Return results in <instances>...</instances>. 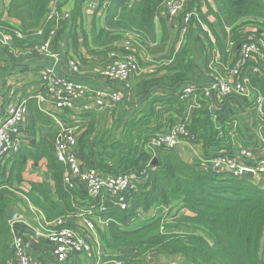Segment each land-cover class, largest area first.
<instances>
[{
  "label": "trees",
  "instance_id": "obj_1",
  "mask_svg": "<svg viewBox=\"0 0 264 264\" xmlns=\"http://www.w3.org/2000/svg\"><path fill=\"white\" fill-rule=\"evenodd\" d=\"M52 1L0 0V29L14 36V47L31 48L48 38L50 23L45 20ZM86 1L74 0L73 17L62 21L55 44L67 34L78 52L80 27L84 33L83 46L90 54L103 55L106 64L113 61V51L118 56L125 53L118 42L128 35L136 38L139 50L159 56L155 59L158 70L155 76L148 75L127 93L128 98H140L138 101L143 102L130 110L121 130L116 133L117 126L111 132L103 130L99 128L95 111L85 113L89 120L81 122L80 157L86 167L104 173L146 169L147 181L132 192L131 206L126 210L110 203L106 192L92 199L83 190L67 186L64 182L67 167L54 153L57 122L40 108L36 96H27L29 144L21 147L8 167L0 168V264H17L10 245L11 221L7 211L14 208L25 212L26 199L43 211L53 227L59 219H65L71 227H84L79 214L98 218L102 214L98 212L99 204L104 201L109 211L103 215L112 221L107 229L96 223L106 248L103 262L109 259L129 264L148 262L147 256L156 251L182 255L191 264H264V188L245 177L215 172L200 162H188L177 149L150 143L153 136L190 112L189 136L206 157L220 153L233 155L240 146L250 147L256 156L264 151V114L258 112L255 99L257 95L264 98V48H261L263 55H255L245 66L247 69L251 63L255 65L254 73L249 75L251 97L234 94L215 102L213 95H206L207 86L195 81L197 45L214 46L211 39H206L202 23L212 29L215 46L226 60L235 53L228 64L231 66L249 37H254L260 45L264 43V0L209 3V11L219 22L223 36L201 10V0L191 1L188 9L194 16L187 32L183 34L180 22L176 33H169L164 27L160 43H157L156 26L157 20L164 24L167 21L164 0H109L104 26L98 27L95 19L89 33L81 23ZM98 11L99 8L96 14ZM195 23L200 31L198 37L192 36ZM40 26L44 27L43 35L36 34ZM16 31H21L24 37L18 38ZM0 50L11 63L21 59L7 46L0 44ZM209 59L208 55L206 62ZM188 85L193 86L194 92L183 96V87ZM235 105L253 108L252 124L244 122L240 111L234 110ZM154 157L157 162L152 164ZM42 161L53 175V194L44 182L24 177L29 162ZM153 206L168 207L165 217L171 220L164 229H161L162 216L134 229L122 226L128 225L140 210L148 211ZM92 209L95 210L92 214H86V210ZM183 210L193 214H185Z\"/></svg>",
  "mask_w": 264,
  "mask_h": 264
},
{
  "label": "built area",
  "instance_id": "obj_2",
  "mask_svg": "<svg viewBox=\"0 0 264 264\" xmlns=\"http://www.w3.org/2000/svg\"><path fill=\"white\" fill-rule=\"evenodd\" d=\"M108 2L109 0H87L84 8L94 12L99 8L98 13L103 17ZM190 2L191 0H164L163 3L164 12L171 17H176L181 23L183 34L187 32L193 22L194 12L188 9ZM60 3L61 1L54 0L49 8L45 23H50V31L48 38L44 42L27 49L16 48L12 45L14 36L0 29V44L9 47L17 58L22 59L34 54L40 58L53 57L57 59L59 54L53 50L57 33L62 26V21L71 20L73 17V9L65 8ZM36 34L43 35L44 27L40 26ZM16 36L23 38L24 34L21 31H16ZM123 42L125 53L122 56H118L113 51V61L104 64L99 69V72L109 80L121 82L122 87L128 93L133 86V79L141 72V66L137 57L139 49L136 47V38L128 35ZM261 48H264L263 42L260 45L254 40V37H249V40L241 46L239 57L233 65L226 66L223 70L215 69L210 85L205 90L206 95L211 96L215 91L221 97L234 94L251 97L252 89L249 85V77H246L245 66L255 55L261 53ZM69 68L74 73L82 71V65L74 59L69 61ZM40 83L44 92H39L35 96L40 108L50 114L57 122L58 133L54 138V153L57 160L67 167L64 175L65 184L70 188L86 190L92 199H98L103 192H106L110 203L122 210L128 209L131 206L132 192L137 191L139 184L147 179L146 169L104 173L99 169L86 167L80 157L79 149V136L82 132L81 121L76 119L68 121L62 117L69 110L75 112L78 110L85 114L95 108H114L118 104H125L122 92L94 89L89 84L73 79L69 75L58 74L50 66L43 67L41 70ZM193 92V86L183 87V96ZM91 94L95 97L94 104L87 102V97ZM255 99L258 112L264 114V98L257 95ZM190 117L191 114L189 112L184 118L170 125L167 130L153 136L150 141L151 145L167 146L173 149H180L185 145H189L192 146L194 152H199L200 147L196 146L187 129ZM28 119L29 109L25 98L13 100V98L8 97L5 100L3 113L0 114V168L8 167L13 156L19 152L21 147L29 144V140L23 137V130H25ZM200 155L203 157L202 163L211 162V168L215 172L242 176V173L248 170L254 173V177L260 176L264 178V151L256 156L250 147L240 146L237 153L233 155L220 153L206 157L202 150ZM26 200L28 210L33 213L41 228L45 230L42 232L37 230L32 237L45 236L48 238L52 243V253L59 262L67 261L81 253H87L97 260V264H129L117 259L103 262V258L106 256V249L96 223L107 227L112 221L111 217L103 215V213L109 211V206L104 201L99 204L98 212L102 214L98 218L84 217L82 213L81 215L79 214L85 224L83 230L80 231L67 225L65 219L57 220L53 227V223L42 220V218L44 219L43 211L28 199ZM167 210L168 207H162L163 225L161 229H164V225L171 220V218L165 217ZM94 211L92 209L85 212L86 214H92ZM140 214L141 210L138 212L137 217L133 218L128 225L122 226L130 229L131 223L140 217ZM10 245L14 250L17 264H46L30 253L26 246L25 234L16 232L12 227ZM137 264L149 263L139 262Z\"/></svg>",
  "mask_w": 264,
  "mask_h": 264
},
{
  "label": "crops",
  "instance_id": "obj_3",
  "mask_svg": "<svg viewBox=\"0 0 264 264\" xmlns=\"http://www.w3.org/2000/svg\"><path fill=\"white\" fill-rule=\"evenodd\" d=\"M54 1V0H53ZM61 1L60 4H63L65 8H72L74 7V0H59ZM194 1V0H191ZM209 3L213 4V0H201L200 8L203 11L204 14H206L207 18L211 21L213 27L215 28L216 32L221 36H223V30L215 18L214 15L209 11ZM52 5V3H51ZM50 5V7H51ZM197 8H194L196 10ZM83 19L81 21L84 31L90 32L93 27V22L96 19L98 27L104 26V15L103 17L96 12L91 11L87 8H84L83 11ZM96 14V16H95ZM164 16L166 17V23H162L161 20H157V26H156V32H157V43H160L163 39V29L164 27L167 28L168 32H177L178 31V20L176 17H168L166 13H164ZM202 26L205 29L206 39H211L214 46L210 48L209 44L206 43L205 47L203 46L204 43H200L197 45L196 49V75H195V81L203 86H209L211 82V78L213 76V73L215 69L223 70L228 64L232 62L234 57L236 56L235 53L230 55L229 59L226 60L225 57H223L219 51V49L215 46V40L216 36L213 33L212 29L204 22L202 23ZM196 23L194 24L195 30L192 33L193 37L200 36V31L196 30ZM79 33V47L77 48L78 52L74 50L72 47V40L67 36V34H64L62 38L58 41L57 44H54L53 50L58 52L59 56L57 59L53 57L48 58H40L38 55H28L22 59H20L16 63H11L9 60H7L6 54L0 50V114L3 113L4 109V102L5 100L9 98H13V100H18L21 98H27V96H35L37 93L44 92V89L40 83V73L43 67L50 66L53 67L54 70L60 74V75H69L71 78L83 81L87 84H89L94 89H106L110 91H118L122 92V96L125 98V104L121 103L117 106H114V108H104V109H98L95 108L93 111L98 116L99 124L101 129H103V123L106 125V130H111L116 127V130L122 129V124L125 121L128 114H130V110H133L135 107H139L143 100H139L140 98H128L129 94H127V91L122 87V83L116 80H109L101 75L99 72V69L106 64L103 61V55L99 54H90L86 50V48L83 46V34L81 33L80 27L78 28ZM202 38V35H201ZM205 38V37H204ZM123 40H120L118 43L120 46H123ZM203 44V45H202ZM98 51V50H97ZM81 54L82 57H80L78 54ZM210 56L209 62H206L207 56ZM159 56V54H150L145 53L141 50L138 52V60L140 62L141 66V72L138 76H136L133 81L132 85L136 86L138 82H141L142 80L146 79L148 75L150 77L155 76L157 73V66L155 64V59ZM71 59H74L78 61L82 65V71L79 73H74L69 68V61ZM222 68V69H221ZM248 71V74L251 75L255 71V65L250 64L248 65L246 72ZM149 77V76H148ZM206 87V88H207ZM11 92V94H10ZM213 98L215 102H221L225 99V97L219 96L215 91L213 92ZM94 95L91 94L87 97V102H90L94 104ZM39 105V103H38ZM234 110L240 111V113L243 115L244 122L246 124H252L254 117H253V108L249 107L248 105H235ZM129 111V112H128ZM62 117L68 121L72 119H76L81 121L82 123H85L87 120H89V117L76 110L74 113H70L66 111ZM29 119L25 126V130H23V137H25L27 140H30V134H29ZM107 122V123H106ZM114 125V127H110ZM117 123V124H116ZM105 129V127H104ZM250 133V128L247 127L246 129ZM250 138H254V135L251 134ZM264 138V137H263ZM33 141V140H32ZM198 148L200 145H196ZM179 154L188 162H203V157L200 155V151L202 150L201 147L199 148V152H194L192 146L185 145L181 147L180 149H177ZM157 159L154 157L152 161ZM28 170L24 174L25 179L27 180H35V181H41L44 182L49 188L51 193L53 194L54 191V178L50 170L45 166L44 161L40 163H34L29 162L28 163ZM253 181H255L258 185L264 188V178H261L260 176H256ZM146 182V181H145ZM84 190V189H82ZM85 194H87L86 190L84 191ZM27 200L24 204L25 206V212L21 213L17 209H15L19 215L20 218L11 221V227L13 230H15L18 233H24L26 236V246L31 254H33L36 258H38L40 261H43L46 264H97V260L90 254L87 253H81L78 255H75L71 257L69 260L64 262H59L55 256L52 253V243L51 241L46 238L45 236L34 238L32 235H35L36 231L39 232L45 231L41 228V225L38 223L37 218L34 217L33 213L28 210L27 206ZM156 210V208H155ZM185 214H193L189 210H183L182 211ZM157 217L162 216L155 215L153 211L150 212V214ZM140 217L136 218L133 223H131V228L134 229L138 226H141L144 222L148 223L146 220L145 214H140ZM150 217L149 219H152ZM42 220L46 221V217L44 215V219ZM132 221V220H131ZM99 224V223H98ZM101 225V224H100ZM103 227V225H101ZM108 227V226H107ZM107 227H103L106 228ZM75 228L78 230H83V227L80 225H76ZM106 249V248H105ZM108 261H113L112 259H109ZM107 262V261H106ZM148 263L149 264H191L189 263L184 256L179 254H171V253H157L154 251L153 253H150L148 257ZM112 264V263H107Z\"/></svg>",
  "mask_w": 264,
  "mask_h": 264
},
{
  "label": "water",
  "instance_id": "obj_4",
  "mask_svg": "<svg viewBox=\"0 0 264 264\" xmlns=\"http://www.w3.org/2000/svg\"><path fill=\"white\" fill-rule=\"evenodd\" d=\"M168 17H171V16L168 14ZM121 43H124V42H121ZM246 77H249L248 71L246 72ZM250 88H251V86H250ZM255 94L257 95L256 92H255ZM156 162H157V159H155L154 161H152V164H154ZM206 165H208L209 167H211V162H207ZM242 176L245 177V178H247V179H249V180H253L255 178L254 177V173L252 171H248V170H245L242 173ZM145 181H147V180H145ZM7 216H8L9 221H15V220H17V219L20 218L19 213L14 208H9L8 209Z\"/></svg>",
  "mask_w": 264,
  "mask_h": 264
},
{
  "label": "rangeland",
  "instance_id": "obj_5",
  "mask_svg": "<svg viewBox=\"0 0 264 264\" xmlns=\"http://www.w3.org/2000/svg\"><path fill=\"white\" fill-rule=\"evenodd\" d=\"M107 123V122H106ZM117 124V123H116ZM112 124L110 123V127L112 128V127H114V125H115V123H114V125L113 126H111ZM104 127H105V129H104ZM107 128H106V125H105V123H103V130H106ZM116 133L118 132V130H116L115 131ZM155 208H156V210H155ZM151 211H153V213L155 214V215H160V214H162V208H160V207H158V206H153L150 210H148V211H145V210H141V214L143 213V214H145L146 215V220L148 221V223L149 222H152L153 221V218H155V217H152V215H147V214H150V212ZM150 217H152V219H149ZM143 224H145V222L143 223ZM170 224V223H169ZM171 225H172V223H171ZM172 227V226H171ZM164 228H165V226H164ZM150 255V254H149ZM149 255L147 256V257H149Z\"/></svg>",
  "mask_w": 264,
  "mask_h": 264
}]
</instances>
